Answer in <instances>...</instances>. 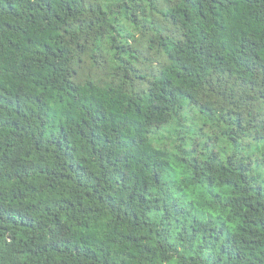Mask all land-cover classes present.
I'll list each match as a JSON object with an SVG mask.
<instances>
[{
  "label": "clouds",
  "instance_id": "obj_1",
  "mask_svg": "<svg viewBox=\"0 0 264 264\" xmlns=\"http://www.w3.org/2000/svg\"><path fill=\"white\" fill-rule=\"evenodd\" d=\"M46 2L0 9V264H264V0Z\"/></svg>",
  "mask_w": 264,
  "mask_h": 264
},
{
  "label": "trees",
  "instance_id": "obj_2",
  "mask_svg": "<svg viewBox=\"0 0 264 264\" xmlns=\"http://www.w3.org/2000/svg\"><path fill=\"white\" fill-rule=\"evenodd\" d=\"M72 2H74V0H47L45 6H46V8L49 11H51L53 6L56 5L59 8L63 9L65 12H67L69 15H71L75 11L74 8L69 6V4L72 3ZM9 5L11 6L12 11L8 12L6 14L8 15L9 19H11L13 17V14L16 13V11H17V9H16V0H0V9H6ZM29 11H31V9H29ZM53 19H55L57 23H60V17L55 15V13H53ZM47 22H48L47 21V17H45L43 23L47 24ZM79 23L80 22L77 21V24H79ZM11 27H12L11 24L7 25V28H8L9 31L11 30ZM60 35L61 34L59 32V29L51 31V32L47 31V30H44V31L37 30L35 36L32 39L27 40L26 43H32L33 39H34L42 46V48H43V50L45 52H49V51H51L54 48L55 42L60 39ZM64 35H67V33H64ZM59 52H61V49L56 48L55 49V53H59ZM105 52L107 54L108 50L106 49ZM197 53H198V47H197L196 50H193L191 55L195 56V55H197ZM128 56H129V59L126 61V63L130 64L134 68L135 67V54L133 52L129 51ZM221 59L222 58H216L214 62L216 64H219ZM174 67H175V70L179 74H184L190 69L191 65H187L186 64L184 66H174ZM207 71L210 74L213 73V69H211V68L207 69ZM230 73H231V69H227V70L221 71L219 73V75H225V74H230ZM139 79L142 80L143 77H139ZM168 80H169V83H171L174 88H185V89L187 88V84H185L179 78H174V77L169 76ZM139 114L140 113L138 111L132 110V111L129 112V117H131L132 115L139 116ZM11 126L15 128L16 127V122L13 121ZM109 142L110 141L107 140V139L104 140L105 144H107ZM96 143H97V141L93 140L91 143H89V145H88L89 148L92 149V145L96 144ZM59 146L62 149L69 150L71 153H75L77 151V149L72 147L71 138L68 137L67 134H65L64 138L59 141ZM51 147H56V146L53 145ZM74 168L77 171H80V172L86 171V169L84 167V164H76V165L69 164L68 169H67V173L71 174V177H74L76 175V172L74 171ZM60 179L64 180L65 176L62 175L60 177ZM117 179L119 180V177ZM119 183H120L121 187H125L127 185V177L125 176V179L124 180H120ZM79 186H80L79 182L77 181V187H79ZM42 195L46 198L49 195L55 197L58 194L57 193H43ZM109 199H111V197H109ZM132 199H134L137 202H139L140 198H139V196H135V197H132ZM0 211H3V210L0 209ZM14 215H15L16 219H13L12 215H8L6 217V221L8 223L13 224V226H15L16 225V221L19 220L20 221L19 226L21 228L31 227V217L23 215V214H21L19 212L14 213ZM133 219H135V216H133ZM216 235L222 237L224 235V233H223L222 230H217L216 231ZM228 243H229L228 240L224 241L225 245L228 244ZM228 251H230V249H226L223 246H221L220 256H226Z\"/></svg>",
  "mask_w": 264,
  "mask_h": 264
}]
</instances>
